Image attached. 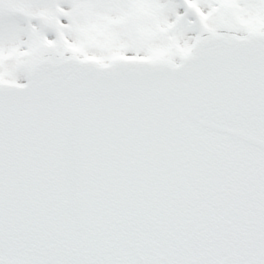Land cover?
Segmentation results:
<instances>
[{
  "label": "snow or ice",
  "instance_id": "1",
  "mask_svg": "<svg viewBox=\"0 0 264 264\" xmlns=\"http://www.w3.org/2000/svg\"><path fill=\"white\" fill-rule=\"evenodd\" d=\"M0 264H264V0H0Z\"/></svg>",
  "mask_w": 264,
  "mask_h": 264
}]
</instances>
